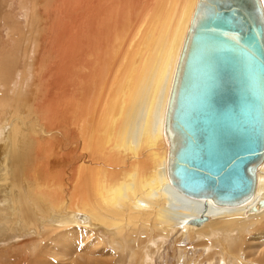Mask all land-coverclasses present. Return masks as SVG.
Segmentation results:
<instances>
[{
	"label": "bare ground",
	"instance_id": "obj_1",
	"mask_svg": "<svg viewBox=\"0 0 264 264\" xmlns=\"http://www.w3.org/2000/svg\"><path fill=\"white\" fill-rule=\"evenodd\" d=\"M217 1L259 18L254 0H0V264H154L168 234L264 264V158L230 205L168 174L172 85Z\"/></svg>",
	"mask_w": 264,
	"mask_h": 264
},
{
	"label": "water",
	"instance_id": "obj_2",
	"mask_svg": "<svg viewBox=\"0 0 264 264\" xmlns=\"http://www.w3.org/2000/svg\"><path fill=\"white\" fill-rule=\"evenodd\" d=\"M254 4L256 22L254 9L217 1L185 44L167 123L168 174L185 195L230 205L254 189L264 158V10Z\"/></svg>",
	"mask_w": 264,
	"mask_h": 264
},
{
	"label": "rangeland",
	"instance_id": "obj_3",
	"mask_svg": "<svg viewBox=\"0 0 264 264\" xmlns=\"http://www.w3.org/2000/svg\"><path fill=\"white\" fill-rule=\"evenodd\" d=\"M172 88H173V85H172ZM167 145H168V142H167ZM167 150L169 151V145H168ZM168 151H167V154H168ZM241 226L242 225H239V227ZM261 228H264V226H261ZM246 231L247 230H244L242 231V233H244V235L249 238L250 233ZM170 235L171 234H168L162 237V239L166 240L164 241L162 255H160L161 258L160 257L156 258V260L154 261V264H219L214 259L209 260L208 252H211L213 250H207L206 249L207 247L202 248L204 245H200L205 237H202L200 239L201 241H199L198 237H194L196 238L194 239V238H186L184 236H181L182 239L180 241L174 242L173 239L170 238ZM151 236L153 237V234ZM175 236H179V234L174 235V237ZM243 258H244V255H243ZM3 261L4 259L2 258L1 262ZM29 261L31 262L32 259L30 258Z\"/></svg>",
	"mask_w": 264,
	"mask_h": 264
}]
</instances>
